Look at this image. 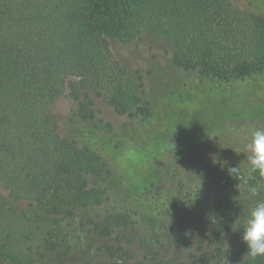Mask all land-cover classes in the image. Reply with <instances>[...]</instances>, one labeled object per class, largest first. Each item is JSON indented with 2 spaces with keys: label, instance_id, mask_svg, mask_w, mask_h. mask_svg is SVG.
Listing matches in <instances>:
<instances>
[{
  "label": "rangeland",
  "instance_id": "1",
  "mask_svg": "<svg viewBox=\"0 0 264 264\" xmlns=\"http://www.w3.org/2000/svg\"><path fill=\"white\" fill-rule=\"evenodd\" d=\"M230 1L264 19V0ZM110 45L142 76L143 114H119L94 96L98 114L112 123L106 131L73 114L68 97L53 105L60 132L105 161L108 171L93 178L104 202L71 216L51 213L31 199L11 198L0 181V264H236L248 251L237 222L264 199V182L246 163V142L264 126V69L224 80L177 67L164 43L111 36ZM108 138L123 139L122 149L105 152ZM133 145L142 159L123 167L121 156ZM117 213L130 222L99 234L96 222ZM221 220L232 221L224 233L214 227Z\"/></svg>",
  "mask_w": 264,
  "mask_h": 264
},
{
  "label": "trees",
  "instance_id": "2",
  "mask_svg": "<svg viewBox=\"0 0 264 264\" xmlns=\"http://www.w3.org/2000/svg\"><path fill=\"white\" fill-rule=\"evenodd\" d=\"M111 36L164 43L177 67L219 79L264 69V19L244 15L230 0H0V181L11 198L69 216L104 202L93 178L108 171L105 161L60 132L53 105L68 97L73 114L106 131L112 123L98 114L94 96L119 114H143L142 76L116 58ZM123 144L108 138L103 148L113 153ZM129 222L117 213L95 228L109 236ZM231 225L214 227L224 233Z\"/></svg>",
  "mask_w": 264,
  "mask_h": 264
},
{
  "label": "clouds",
  "instance_id": "3",
  "mask_svg": "<svg viewBox=\"0 0 264 264\" xmlns=\"http://www.w3.org/2000/svg\"><path fill=\"white\" fill-rule=\"evenodd\" d=\"M246 151L247 166L251 171L258 172L261 177H264V126L257 127L251 133L246 142ZM141 159L142 156L138 155V150L133 145L123 152L120 163L123 167H128L130 163H139ZM239 165L230 167L229 173H238ZM257 192L258 189H252L253 195ZM241 229V239L248 249L242 261H246L248 257L264 256V199L256 200L249 206L242 220L237 222L236 231Z\"/></svg>",
  "mask_w": 264,
  "mask_h": 264
}]
</instances>
